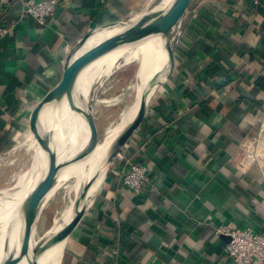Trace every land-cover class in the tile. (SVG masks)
<instances>
[{
	"label": "crops",
	"instance_id": "crops-1",
	"mask_svg": "<svg viewBox=\"0 0 264 264\" xmlns=\"http://www.w3.org/2000/svg\"><path fill=\"white\" fill-rule=\"evenodd\" d=\"M141 4L58 0L53 15L38 25L28 15L19 17L21 0H0V28L12 25L0 36V162L14 165L28 141L33 149L30 166L16 184L55 163L44 144L58 104L45 99L60 82L68 50L90 29L130 20ZM261 23L254 0L186 2L163 37L160 78L140 123L81 204L50 264H230L225 241L213 234V226L259 230L264 216V138L257 132L264 113ZM96 38L101 37H93L79 53ZM108 57L106 50L75 73L76 94L80 86L90 88L78 97V106L101 84L97 68ZM85 79L90 83L84 86L80 80ZM90 104L82 116L67 105L70 164L50 192L73 169L72 153L84 145L75 160L85 157L94 147L79 154L91 140L94 146L105 140L117 124L106 127L99 140ZM31 126L42 130L36 139ZM50 148L59 161L51 136ZM129 160L146 167L148 183L137 192L120 183ZM2 172L0 188L8 183L9 173ZM50 192L36 204L27 226L20 210L23 197L3 201L0 264L40 263L50 247L45 243L77 196L44 227Z\"/></svg>",
	"mask_w": 264,
	"mask_h": 264
},
{
	"label": "rangeland",
	"instance_id": "rangeland-1",
	"mask_svg": "<svg viewBox=\"0 0 264 264\" xmlns=\"http://www.w3.org/2000/svg\"><path fill=\"white\" fill-rule=\"evenodd\" d=\"M151 1L152 0H141L142 4L138 12H140L148 4H150ZM113 28L114 27H110L108 29L111 30ZM109 35L110 34H105L102 35L101 38L94 39L90 47L100 40H104ZM147 36L148 34H146L144 37H141L136 42L130 43L128 45H122L121 48H114L112 50H109V54L115 53V55L112 57L107 67H105L103 71L104 76L109 75L113 71L112 69L115 70L108 77L103 76L100 85H95L93 97L90 92V97L79 104V107L84 111L86 110V107L89 106V104L92 102L90 104V107L92 115L96 118V122L99 127V140L103 137L105 128L110 125L114 126L125 108L130 104L131 101L133 102L139 96L140 91L145 88L142 87V78L144 76V72L148 69V51L145 49ZM164 40L166 39L164 38ZM162 48L158 49L156 52L157 61L159 59L158 55L162 51ZM107 49H105V51ZM103 55H105V53L101 54L92 61L101 59ZM134 70L135 74L133 82ZM84 81H89L90 83V80L88 79L80 80V83H83L84 85ZM84 88H81L80 86V90L77 94V90H73V96L75 94L76 95L74 97H79L80 95H82V93H84L88 87ZM78 116H82L81 113ZM105 140H103L102 138L99 142L96 143L92 151L81 159L75 160L76 154L82 149L84 145H80L79 149L72 153L73 160L75 162L73 169L69 171L68 175H66V177H64V179L55 187V189L50 192L49 198H51L47 202L42 214V222L44 224V227L46 225L49 226L50 224H52V219L56 220L59 217L62 209L64 207H67L72 198L81 191L84 181L91 175L96 166L95 164L99 159L97 147ZM28 144L29 141L27 142V145H24L26 148V153L21 151V156L19 157L17 155L14 165L5 166V164L7 163L0 162V171H3L2 175L4 176L6 172L9 173V179L8 177L6 179L8 183L5 184L2 188H11L12 186H14L18 181L20 175L29 168L33 156V149L28 146ZM1 209H4L5 211L6 207L1 206L0 210Z\"/></svg>",
	"mask_w": 264,
	"mask_h": 264
},
{
	"label": "water",
	"instance_id": "water-1",
	"mask_svg": "<svg viewBox=\"0 0 264 264\" xmlns=\"http://www.w3.org/2000/svg\"><path fill=\"white\" fill-rule=\"evenodd\" d=\"M187 1L188 0H170L168 5H166L165 7L156 8L160 0H152L150 4L146 6V9L144 11H142L143 9L140 11V15L138 16V18H136L134 21L128 24V27L120 36H115L114 34H111L107 36L104 40L103 39L100 40L99 42L91 46L90 48L79 53L78 50L81 47V45L84 43L86 38L91 34L93 30L100 28V27L88 30L68 50L67 56L63 63V71L61 74L60 82L54 90L49 92L45 101L46 102L54 101L55 104H58L62 100H64L65 103L70 108V110L78 111L83 114L84 111L82 110V108L78 106L77 101L74 99L72 102V97H73L72 81H73V77L75 73L77 72V70L81 68L82 66L86 65L87 63H89L90 61L94 60L101 54L105 53L106 52L105 49L107 48H108L107 51H109L120 45L130 44V43H133L139 40L141 37H144L148 33L152 25H155L158 22H161L160 31H161L162 37H164L168 28L176 20L181 9L183 8V6L186 4ZM124 22L126 21H123V23ZM157 83H158V77L150 78L148 82V96L146 97V99H144V97L141 98L134 117L124 129L125 136H124L123 141L116 148H114V150L108 152L105 171L108 165L111 163V161L115 157V155L121 149L123 144L127 141L130 134L135 130V128L140 123L146 111L149 100L157 86ZM57 120L58 118L57 116H55L53 120L54 128L57 127V124H58ZM31 130L34 133V139L38 138L42 131V130L37 131L33 126H31ZM51 135L52 133L47 135L46 142L44 144V150L46 152V155L49 156L51 163H53V162H56V157H55V152H53L50 148V136ZM93 141H94V138L86 146V148L82 152H80L79 155H82L90 151L94 147ZM66 164H67V161L64 160V161L59 162V165L56 169L55 168L53 169L45 168V171L43 175L41 176V178L35 182L31 190L24 196V198L22 199L21 207H20L21 215H22V223L24 226H27L29 224L30 218L32 216V212L36 204L40 202L41 200H43V198L50 192V190L52 189L54 185L58 171L64 166H66ZM11 188H0V191L6 190V189L8 190ZM84 190H86V188H84ZM84 193L82 192L76 198H74L73 203H72L74 215L65 225H63L59 229V231L56 234H54L53 236H50V238L45 243V246H48L50 244H53L55 242L65 239L70 227L74 223L77 211L81 207V205L79 204L84 196ZM221 237L223 238L225 242L228 241L227 236L221 235Z\"/></svg>",
	"mask_w": 264,
	"mask_h": 264
},
{
	"label": "bare ground",
	"instance_id": "bare-ground-1",
	"mask_svg": "<svg viewBox=\"0 0 264 264\" xmlns=\"http://www.w3.org/2000/svg\"><path fill=\"white\" fill-rule=\"evenodd\" d=\"M169 1L170 0H160V2L156 8L165 7L166 5H168ZM145 9H146V7L142 11H144ZM139 15H140V12H138L135 16L131 17L130 20H128L124 23L121 21L115 22L112 24H108L107 26L100 27V28L93 30L91 32V34L86 38L84 43L81 45L78 52L84 47V45H87V43L95 36L101 37L102 35H105V34H110V35L114 34L115 36H120L126 30V28L128 27V24H130L132 21H134L136 18H138ZM160 24H161V22H158L155 25H152L150 27V30L147 33L148 36H147L146 42H145V49L148 51V57H147L148 69L144 72V76L142 78L143 79L142 80V87H145V88H143V90H141V92H140V95L125 108V110L120 115L119 121L114 126V128L112 129V131L110 132V134L108 135L106 140L97 147V150L99 153V159H98L97 163L95 164L96 166L94 165L95 168H94L93 172L91 173V175L84 181L83 188L77 194V196H78L80 193H82V192L84 193V191H85L84 196H83L79 205L84 203V201L86 200L87 196L89 195V193L91 192L93 187L96 185L98 180L104 175V171L106 168V160L108 157V152L114 150V148H116L123 141L124 136H125L124 135V129L129 124V122L132 120V118L134 117L141 98L144 97V99H146V97L148 96V82H149L150 78L151 77L160 78V71L157 68L158 62L156 59L157 50L163 47V37H162L161 31H160ZM110 27H114V28L109 30L108 28H110ZM121 47H122V45L118 46L116 48H121ZM114 55H115V53L109 54L107 62H105V64H103L97 68V81L101 80L102 77L104 76L103 71H104L105 67L107 66L106 63L110 62V60L112 59V57ZM89 90H90V88H87V90L82 94L81 98H84L88 94ZM74 99L78 100V97L76 96L73 98V100ZM66 112H67V104L65 103L64 100H62L57 105V111H56V115H55L58 118V120H57L58 124H57V127H55V128L53 126L52 135H51L52 140H54L57 143V149H58V154H59V161L57 160L52 165V169L53 168L56 169L59 165V162H61V161L66 160L67 164H66V166H64L63 168H61L58 171L54 185L57 184L60 177L67 170V168L69 167V164H70V157L67 155L66 149H65L66 138H67L68 130H69V124L66 120ZM43 173L44 172H41L40 174H38L36 178H31L28 180H24L18 184H15V186L12 187L11 189L1 190L0 191V204L9 197H23L24 198V196L31 190V188L33 187L35 182L41 178ZM84 188H86V190H84ZM1 206L2 205H0V207ZM3 211H4V209L0 210V212H3ZM73 215H74V210H73V208H71L68 216L62 222L59 229L63 225H65L71 219V217ZM59 229H58V231H59ZM64 242H65V239L58 241V242H55L53 244H50V247L48 248L46 254L43 256V258L41 259L39 264H50L52 258L54 256H56V254L61 249Z\"/></svg>",
	"mask_w": 264,
	"mask_h": 264
},
{
	"label": "built area",
	"instance_id": "built-area-1",
	"mask_svg": "<svg viewBox=\"0 0 264 264\" xmlns=\"http://www.w3.org/2000/svg\"><path fill=\"white\" fill-rule=\"evenodd\" d=\"M58 0H21L19 17L30 16L38 25H43L54 13ZM262 11L261 31L264 38V0H254ZM12 28L8 25L0 28V36ZM257 132L264 138V113L258 122ZM120 183L132 192H137L148 183L146 167L136 161H126L120 173ZM215 236H227L223 251L230 260V264H258L264 263V216L261 218L260 229L253 230L250 227L233 228L228 225L213 226Z\"/></svg>",
	"mask_w": 264,
	"mask_h": 264
}]
</instances>
